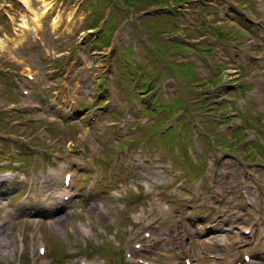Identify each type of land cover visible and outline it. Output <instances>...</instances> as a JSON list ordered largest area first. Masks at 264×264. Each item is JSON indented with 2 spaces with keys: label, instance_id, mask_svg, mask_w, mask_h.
I'll return each instance as SVG.
<instances>
[{
  "label": "rangeland",
  "instance_id": "rangeland-1",
  "mask_svg": "<svg viewBox=\"0 0 264 264\" xmlns=\"http://www.w3.org/2000/svg\"><path fill=\"white\" fill-rule=\"evenodd\" d=\"M26 1H28V8H33L40 15L43 12L42 7L45 3H53V10H50L44 16V34L50 56L47 60L42 61L40 52L34 42V32L31 25L25 31L23 39L16 38L12 30L16 27V22L28 24V9H26L27 7L24 9L18 0H3L8 5L6 8L0 7V69L4 68L5 70H11V73H14V71L20 73L17 62L23 59L39 71L41 83L35 87L32 101L33 104L39 106V109H36L32 115L37 114L45 118L43 117L42 122L34 126L33 131H36L42 123L48 125V133L50 132L51 136H46L41 146L46 147L48 145L47 147L50 149L45 153L56 163H53L50 159L42 158L41 152H37L40 157H31L22 153L20 160L25 162L24 166L19 168L17 172H13L12 178L14 180L0 189V264H18L20 263V253L23 254V257L29 255L33 230L37 226L42 229V237L47 249L45 259L50 264H79L80 260L85 259L83 257H87L88 261L97 262V264H104V259L107 260L108 264H122V253L112 247V240L119 232V234H123L122 242L127 244L126 247H132L134 242L139 241L142 237L140 232L143 224L133 225L131 216L128 215L129 213L139 214L141 206L145 205L144 198L146 197L143 191L139 187L137 188L138 183L148 182L160 189L164 200L172 205L175 211L177 210V215L184 225L186 222L189 223V215L193 214L194 211L193 209L189 210L186 205L180 202V197L177 196L178 189L175 188V181L177 180L171 182V179L181 175L176 171H182L185 180H190L188 184L192 187L196 183L195 180L203 174L206 168L205 157L208 159L209 151L205 150L210 143L201 139L195 144L192 143V137L198 133V127H187L186 119L190 115L189 111L196 113L197 110L192 105L189 106L187 101L193 100L194 93H197V91L200 93L206 92L220 85L226 65L224 63L219 64L217 61V47H190L187 45L189 40L184 36L192 39L193 42L205 36L207 39L202 41L204 44L220 46L224 50L223 52L233 49V47L224 49L225 45L234 44V48L244 52L256 51L260 56L261 51L264 50V41L258 36H254V27H249L247 22V18L255 17L253 13L255 9L259 10V7L255 5L254 0H198L196 7L183 4L181 8L184 9V14L181 18L184 23L177 21V24L181 25L182 23V25H185L191 21L187 24L190 28L184 32L179 26L171 25L175 24V14L176 11H179L177 8L181 4L174 2L176 0H165L163 3H154L150 0L148 4H137L136 0H111V2L101 0ZM57 1L58 3L61 2L58 4ZM62 2H64L63 7ZM188 2V0H182V3ZM237 3L239 5L235 6ZM202 6H208L206 10L209 11L205 15ZM189 7L192 8L187 11ZM105 8L109 12V20L105 25L103 34L96 43H89L90 47L98 48L94 50L83 49L82 35L85 29L95 22L94 19L103 15ZM139 8L141 10L147 9L156 15L133 22L131 17L135 15V11ZM53 12H55V18L58 17L59 23L54 26L55 28L50 29L47 24ZM256 13V18L264 24V19H262L263 10L256 11ZM92 14L95 16H92ZM107 14L105 13V18ZM231 14L235 16H230ZM126 22H129L128 26ZM218 22L224 23L222 26H218L216 25ZM99 24L100 21L97 22V25ZM121 26H125L123 29L121 28L119 38L121 43L117 44L113 53L108 57V61L112 65V81L110 82L102 78L104 66L106 65V62L103 61V54L106 51L100 46H108L113 39L111 33L114 34L115 29H119ZM211 26L215 28L211 32V39H209V33L207 32L208 30L211 31ZM250 31H254V33H250ZM5 34L8 39L4 37ZM262 34L264 38V33ZM249 40L254 47L247 49L246 44ZM74 52L76 54L71 58L77 56L84 59L90 66L89 70L82 72L75 68V78L83 73L89 75L90 78L83 97L77 100V108L80 112L89 110L90 114L95 110L104 111L107 102L115 98L116 106L113 112L104 113L101 116L106 121L119 122L129 104L139 103L140 108H142L141 94L147 93L150 84L152 90H154L159 87L163 80L174 78L180 87H177L174 81L170 79L171 87L169 89L172 91L168 89L164 90V93L167 91L171 94L165 95V98L160 97L151 109L142 113L143 117L152 120L151 125L143 130L139 129L135 137L126 135L125 132H122L120 136L115 135L119 138L117 141L120 143L116 147H114L116 144L114 139L109 137L111 132L106 129L108 126L105 124L106 121L99 124L100 126L93 127L94 130H91L88 141L85 136L77 138V135L83 129L82 125L76 122L77 118H80L77 116L81 114L74 116L71 121H64L62 119L64 118L63 115L55 107L51 108L48 105L53 92L64 91L63 94H69L71 90H69L70 87L65 88L63 82L61 84L64 70H59L51 76L47 75V70L52 67L57 68L59 60H67ZM203 55L212 56L214 64L212 70L208 67V59L203 61V59L198 58ZM257 68V64L252 62L249 63L247 68L244 64L240 65L242 79L251 78L257 70H263L262 67ZM263 79L264 77H261V80ZM98 82L100 86L94 88ZM205 82H208V84H205ZM69 85L72 88V83ZM194 85L198 87H193ZM260 85L261 82L256 87L257 91L263 93L260 90L262 89ZM135 86H137V89L133 91ZM233 91H229L227 97L230 100H235L236 103L230 104L237 106L238 111L240 108L238 102L240 94L250 92L251 86L247 84L239 92L235 91L240 94H235ZM172 92L176 93L173 94ZM161 93L162 91L159 92V96H161ZM93 95L97 96L96 102L89 100L93 98ZM13 97H15L14 87L6 79L0 78V130L3 132L14 131V129L8 128V123L21 118L8 112V109L2 110L9 105L18 106L22 103L16 102L13 104ZM134 107L136 110L137 106L134 105ZM225 108L226 104L222 106V109ZM233 109L235 110V108ZM252 110L246 107V112L240 115L243 130H255L260 135V141L264 143V124L259 123L258 119L261 120V116L255 117ZM212 114L215 115L217 112L214 111ZM181 115L183 117L178 118ZM85 117L84 120H86ZM46 118H51L52 122ZM139 118L138 115L134 123L145 121ZM194 121L198 122V118H194ZM169 124L172 127L168 129ZM208 124V122L202 124L203 126L206 125L204 127L205 133L215 140L217 146L228 152H233V147L242 143L243 130L216 134L214 126ZM136 127L137 125L133 124L130 130L133 131ZM15 131L24 137L32 133L30 130L23 132L22 129ZM160 132L164 133L160 134ZM52 138H57L58 141L57 148L54 151L51 149V147H54L50 141ZM229 138L236 141L234 146L227 144L226 140ZM132 139L137 144L132 146L130 151L124 149L122 153H115L113 160V153L122 148L121 143ZM69 141H73V146L79 148L85 145V141L87 144L96 145L98 148L90 162L84 164L82 160L77 163L76 170L78 173L87 172L89 174L84 175V181L79 174L75 188V199L65 207L52 206L54 210L50 214L43 212L45 211L43 209H28L22 206L24 204H21L20 197L23 194L20 191L24 184L21 183V176H25L27 179L33 177L37 181L43 178V194L46 192L56 193L60 175V167L57 161L61 162L68 159L66 153H72L75 157H79L78 152L73 150V146L69 147ZM142 141H147V147H143ZM60 146L61 149L58 150ZM142 147L144 153L140 156L136 149ZM189 147L199 160L197 165H193L189 160L187 155ZM0 148L3 151L0 155L1 159L8 151L6 141L0 139ZM110 148L111 155L108 151ZM249 149L258 151L259 154L263 155L257 144H252L246 150ZM199 155H202V157L198 158ZM116 158L119 159L120 163L116 162ZM134 159H137L138 162H135ZM103 161L105 163L102 166ZM171 161H174L175 168L181 171L174 170ZM135 164L137 166L133 170ZM15 167L17 168V166ZM106 168H110L109 176L113 175L114 177L111 179L112 181L102 180V184L97 185V183L89 195L85 194L83 191L91 175L98 173L100 176H107ZM96 178L99 180L97 176ZM180 179L182 180V178ZM14 196L17 197L14 198ZM234 196L237 197V195ZM199 212H205V210ZM145 216L146 212L141 219ZM152 217L154 218L155 214ZM5 218L6 222L4 221ZM171 221L170 224H173V220ZM79 227L85 228L88 234H80ZM143 230L147 229H142V232ZM160 231L159 233L163 234L160 238L164 248L166 246V233L163 230ZM191 234H194L193 231L190 232L189 236ZM186 235L188 236V233ZM20 237L23 238L21 242L23 248L20 246ZM119 238L120 236L117 239ZM190 240H192V237L189 238ZM84 242L86 248H84ZM116 242L118 243L117 240ZM193 252L198 264H216L201 258L197 249L194 248ZM89 254L93 256H89ZM66 256H71V258ZM24 264H27V262L25 261Z\"/></svg>",
  "mask_w": 264,
  "mask_h": 264
},
{
  "label": "bare ground",
  "instance_id": "bare-ground-1",
  "mask_svg": "<svg viewBox=\"0 0 264 264\" xmlns=\"http://www.w3.org/2000/svg\"><path fill=\"white\" fill-rule=\"evenodd\" d=\"M22 2L24 3V5L27 4V1H26V0H23ZM49 8H50V4H49V3H45L44 6H43V10H44V12H45L46 9L48 10ZM47 10H46V11H47ZM44 12L42 13V16L44 15ZM58 22H59V20H56V21H55V23H58Z\"/></svg>",
  "mask_w": 264,
  "mask_h": 264
},
{
  "label": "trees",
  "instance_id": "trees-1",
  "mask_svg": "<svg viewBox=\"0 0 264 264\" xmlns=\"http://www.w3.org/2000/svg\"><path fill=\"white\" fill-rule=\"evenodd\" d=\"M24 259H25V257H24Z\"/></svg>",
  "mask_w": 264,
  "mask_h": 264
}]
</instances>
